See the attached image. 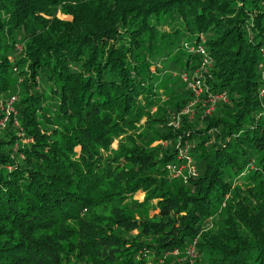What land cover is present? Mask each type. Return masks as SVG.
Segmentation results:
<instances>
[{
	"label": "trees",
	"instance_id": "1",
	"mask_svg": "<svg viewBox=\"0 0 264 264\" xmlns=\"http://www.w3.org/2000/svg\"><path fill=\"white\" fill-rule=\"evenodd\" d=\"M0 264H264V0H0Z\"/></svg>",
	"mask_w": 264,
	"mask_h": 264
},
{
	"label": "rangeland",
	"instance_id": "2",
	"mask_svg": "<svg viewBox=\"0 0 264 264\" xmlns=\"http://www.w3.org/2000/svg\"><path fill=\"white\" fill-rule=\"evenodd\" d=\"M60 16L62 17V18H68L67 16H65V15H61L60 14ZM199 83V81L198 80H196V83H193V85L195 86L194 87V89H196L197 90V93L199 94L202 90H203V87H199L198 88V84ZM207 85V84H206ZM184 112H187V109L184 111ZM7 113V112H6ZM8 114V113H7ZM5 121V119L3 120V122ZM172 125H174V127H176V128H178V126H177V124L176 123H173ZM117 145H118V140H116L115 142H114V146L115 147H117ZM144 197H145V193H143V192H139L138 194H137V198L138 199H140V200H143L144 199ZM191 254V253H190ZM192 255V254H191Z\"/></svg>",
	"mask_w": 264,
	"mask_h": 264
},
{
	"label": "built area",
	"instance_id": "3",
	"mask_svg": "<svg viewBox=\"0 0 264 264\" xmlns=\"http://www.w3.org/2000/svg\"><path fill=\"white\" fill-rule=\"evenodd\" d=\"M14 100H15V97H13V98L11 99V102H10L8 108H7V113H12V112H14V107H13V102H14ZM174 123H176V122H174ZM176 124H177V123H176Z\"/></svg>",
	"mask_w": 264,
	"mask_h": 264
}]
</instances>
